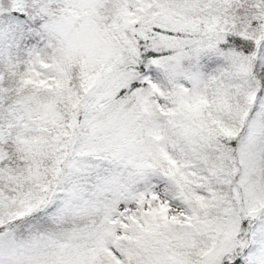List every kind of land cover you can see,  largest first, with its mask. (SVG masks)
Segmentation results:
<instances>
[{
    "label": "snow or ice",
    "instance_id": "6c2138e0",
    "mask_svg": "<svg viewBox=\"0 0 264 264\" xmlns=\"http://www.w3.org/2000/svg\"><path fill=\"white\" fill-rule=\"evenodd\" d=\"M0 264H264V0H0Z\"/></svg>",
    "mask_w": 264,
    "mask_h": 264
}]
</instances>
